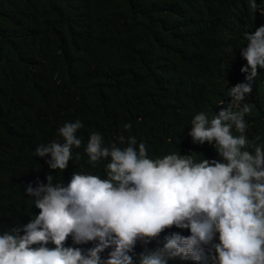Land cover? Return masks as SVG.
I'll return each mask as SVG.
<instances>
[{
    "label": "trees",
    "instance_id": "trees-1",
    "mask_svg": "<svg viewBox=\"0 0 264 264\" xmlns=\"http://www.w3.org/2000/svg\"><path fill=\"white\" fill-rule=\"evenodd\" d=\"M0 0V234L27 224L39 209L26 187L65 184L74 172L107 178L85 148L92 132L105 145L133 136L150 158L170 153L197 161L222 160L214 144H194L188 133L200 112L211 119L231 102L229 88L250 74L240 48L246 33L264 26V0ZM246 136L264 144V69L241 106ZM223 105V106H221ZM80 120V148L67 169L52 170L50 157L36 156L41 144L62 141L58 130ZM131 124L126 130L124 125ZM234 135H239L233 129ZM80 159L76 160V154ZM190 230L171 228L164 236ZM215 242H219L218 234ZM94 242L66 246L88 249ZM49 247H54L49 244ZM102 253L107 258L108 252ZM144 246L138 242V264ZM201 264H212L208 249ZM169 264H194L176 258Z\"/></svg>",
    "mask_w": 264,
    "mask_h": 264
},
{
    "label": "clouds",
    "instance_id": "clouds-1",
    "mask_svg": "<svg viewBox=\"0 0 264 264\" xmlns=\"http://www.w3.org/2000/svg\"><path fill=\"white\" fill-rule=\"evenodd\" d=\"M251 7L257 9L256 0ZM247 46L240 48L250 74L247 83L229 88L231 102L211 119L200 112L191 121L188 135L194 144H214L222 160L197 161L192 155L170 153L150 158L145 143L133 136L119 137L105 145L92 132L85 152L95 167L102 160L107 178L74 172L65 184L26 187L39 209L27 224L0 234V264H136L138 242L144 246L138 264H169L180 258L201 264H264V144L259 136H246L244 104L252 92L258 69H264V26L246 33ZM80 120L66 122L58 130L62 141L41 144L36 156L50 157L49 168L64 172L80 148ZM126 130L131 124L124 125ZM233 129L239 135L233 134ZM80 159V154L75 156ZM188 229L190 235L171 232L163 246H147L171 228ZM218 234L219 242H215ZM94 242L93 247L66 246ZM53 244L54 247H49ZM108 252L107 258L102 253Z\"/></svg>",
    "mask_w": 264,
    "mask_h": 264
}]
</instances>
